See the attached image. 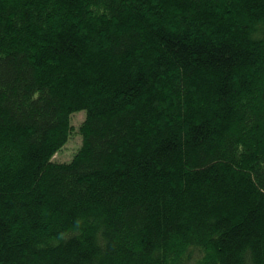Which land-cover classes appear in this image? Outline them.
Masks as SVG:
<instances>
[{"label":"trees","instance_id":"trees-1","mask_svg":"<svg viewBox=\"0 0 264 264\" xmlns=\"http://www.w3.org/2000/svg\"><path fill=\"white\" fill-rule=\"evenodd\" d=\"M0 264H264V0H0Z\"/></svg>","mask_w":264,"mask_h":264},{"label":"rangeland","instance_id":"rangeland-1","mask_svg":"<svg viewBox=\"0 0 264 264\" xmlns=\"http://www.w3.org/2000/svg\"><path fill=\"white\" fill-rule=\"evenodd\" d=\"M86 116L85 111H80L73 116V125H74V132L67 143V145L61 150L55 157L56 160L65 161L70 160L74 154V152L79 148L81 145L82 137L78 132V127L81 121Z\"/></svg>","mask_w":264,"mask_h":264}]
</instances>
